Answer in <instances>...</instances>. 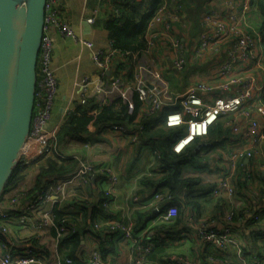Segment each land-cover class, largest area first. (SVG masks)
Here are the masks:
<instances>
[{
  "label": "crops",
  "instance_id": "obj_1",
  "mask_svg": "<svg viewBox=\"0 0 264 264\" xmlns=\"http://www.w3.org/2000/svg\"><path fill=\"white\" fill-rule=\"evenodd\" d=\"M114 2V0H62L61 6L75 35L91 42L95 49L105 50L110 42L105 23L112 13ZM224 2L225 0H202L206 8L218 10H223ZM254 4L255 0L252 2V12L246 20V28L259 32L262 25V14L257 7L255 10ZM202 7V5L198 7L194 0H185L184 19L173 29V33L191 44L190 46L197 44L200 32L198 19L202 13ZM89 20L92 21L89 22ZM260 20L261 24L258 28L257 24ZM181 27H183L182 30ZM51 38L53 43L52 67L57 80V93L51 117L46 124V131L49 132L54 129L58 130L78 103L87 105L86 100L92 99L93 105L100 109L121 96H123V101H130L131 96L135 94L132 89L138 78L157 85L162 100L167 104H171L187 86L212 78L210 75L212 61L210 64L207 61L194 64L190 56L186 55L185 69H196V71L191 73L187 82L182 83L180 87L172 85L173 82L170 83L164 76V71L169 72V64L166 62L165 65L159 64L158 67L151 56L152 54L158 55L161 51L163 53L160 45L134 61L115 58L108 70L100 72L92 64L91 50L81 43L56 34H52ZM259 49L262 53V68L256 69L252 62H247L240 65L236 73L254 78L257 86L264 88V49L261 46ZM164 53V58H166ZM152 73H155L156 78H153ZM123 74L126 75L122 78ZM85 77L89 79V84L86 92L82 93L78 84ZM116 77L121 80L118 91L111 88L112 80ZM165 110L157 119L163 120L162 113ZM239 119L242 120L241 117ZM259 121L261 125H264L262 118H259ZM83 138L85 139L82 141L67 138L56 143L62 161H55L52 158L56 169L49 176H65L77 166L78 160H86L98 166L106 164L112 166L119 177V184L112 191V198L104 201V211L109 214H106V218L99 222L126 223V219L130 218L136 225L137 215L149 212L147 209H142V206L152 190L144 188L141 178L151 173L150 168L154 164L153 143L143 138L132 146L127 136L108 131L106 126L102 128L90 126L89 132ZM209 143L211 145L196 157L195 161L198 163L193 166L195 168L191 176L196 181L192 187L181 189L182 191L172 196L171 201L176 203L175 206L179 209L177 220L175 219L176 221H172L171 225L166 226V231L157 229L159 223L153 212L145 225L134 231L135 234L140 235L150 231L151 237L158 241L155 251L150 256V259L155 262H162L170 256H179L192 264H254L252 262L253 253L258 254L260 260L264 261V190L260 188L264 182V144L256 147L252 142H246L245 148L255 147L258 152L249 160H244V164L252 168L254 172L252 179H254L248 183L243 168L237 162V168L229 179V183L235 189V195L228 199L225 193L222 197H214L211 192L218 178L230 175L227 167L223 172L220 171L222 164L218 157L219 151L233 148L236 140L231 134H227L220 137L218 142ZM48 159L49 157L42 158L36 153L22 158L19 161V165L22 166L19 176L22 179L20 178L13 189H4L0 199V210L9 213L10 220L7 221V236L0 233V257L4 254L5 244L8 248L23 249L27 239L33 235L32 222L39 221L41 213L52 210L51 204L44 206L37 210L30 217L29 224L24 226H19L15 217L23 201L35 190H39L45 179H49L47 178L49 176H43L39 182L37 181L39 170L48 169ZM144 170L147 171L145 175H143ZM107 188L106 182L95 177L88 185L73 187L69 191L68 198L60 204V208L73 214L74 218L83 224L86 210H89L90 214V209L102 201L101 191ZM251 191L255 193L249 195ZM81 202L85 203L86 208L81 206ZM166 208L167 206L164 207ZM231 209L240 215L231 222L230 227L239 243L241 253L238 254L237 249L233 247L223 251L201 244L196 236V228L205 225L209 229L221 230L226 226L221 216ZM56 240L50 233L49 227L40 235L37 251L41 256L45 255V260L66 257L65 250L56 245ZM69 248L71 252L72 248ZM94 249L100 252L106 264H128L132 257L130 242L125 240L119 232L105 236L84 233L75 250V262L81 264ZM214 259L217 261L215 262Z\"/></svg>",
  "mask_w": 264,
  "mask_h": 264
},
{
  "label": "built area",
  "instance_id": "obj_2",
  "mask_svg": "<svg viewBox=\"0 0 264 264\" xmlns=\"http://www.w3.org/2000/svg\"><path fill=\"white\" fill-rule=\"evenodd\" d=\"M124 1L133 2L134 0ZM181 1L162 0L148 25L147 52L160 45L163 53L165 52L166 58L164 59L166 64H169L168 68L175 71L183 70L186 55L189 54L194 64L212 61V73L210 74L212 78L187 86L171 104L162 100L157 85L142 78L136 79L132 92L136 93L144 103L145 113L143 115L157 117L164 109L171 108L164 114V126L167 128L185 127L183 134L171 146L172 152L176 154H180L196 140L194 152L200 154L202 148L211 145L207 139L209 129L219 120L224 121L223 126L230 130L236 143L227 151H219L218 157L222 164L220 171L223 172L227 167L230 175L218 178L211 194L214 197H222L225 193L230 199L235 195V189L229 183V179L237 168V162L243 168L246 180L253 177L252 168L245 165L244 160H249L258 152L255 147L245 148L246 142L250 141L256 147L264 144V125H261L259 121V118L264 120V105L260 102L263 87L257 86L254 78L236 73L238 67L247 62H252L256 69H261L263 66L262 53L259 49L260 46L262 47L261 34L255 29L246 28V20L252 12L254 0H225L223 10L205 8L198 21L200 29L198 41L190 53L186 41L173 33L174 27L184 19V8ZM61 3L62 0H45L43 34L36 65L32 122L19 160L33 153L42 158L52 156L60 159L56 145L57 130L46 131V124L51 117L57 93V80L52 67V34L81 43L91 50L92 64L100 72L108 70L115 58L125 59L127 57L114 50L111 42L105 50L95 49L91 42L77 37L65 17ZM88 84L87 77L80 80L78 86L82 93L86 92ZM120 85L121 80L116 77L112 80L111 88L118 91ZM122 97L118 98L122 99ZM129 111H132L131 104ZM240 117L242 120L239 119ZM107 129L127 136L133 144L139 142L138 134L136 132L132 134L125 126L113 124L108 125ZM96 176L105 178L108 184L105 195L110 200L112 191L119 184V177L112 166L108 164L98 166L86 160H78L77 166L70 173L59 179L54 177L48 183L45 181L34 194V198L19 210V214L15 216L16 221L20 226L29 224L31 211L40 210L48 204L63 203L73 187L88 185ZM171 200L172 197L166 192H156L151 199L145 202L142 209L153 210L157 223H170L178 215L177 207L170 205ZM163 204L167 205L166 209L162 207ZM234 216L233 209L221 216L226 223L221 230L209 229L205 225L197 227L196 236L199 242L223 251L233 247L237 249L238 254L241 253L239 243L230 227ZM9 220L10 215L0 210V233L4 236L8 233L7 221ZM126 221V223L117 221L101 223L95 225V228L103 229L104 235L119 232L125 240L130 242L132 257L128 264H192L179 256H170L162 262L151 260L150 256L156 249L157 240L151 237L150 231L142 235L134 234V222L130 218ZM31 225H33V234L39 239L43 230L52 225L48 212L41 213L39 221L32 222ZM60 231L62 232L63 229ZM3 249L5 251L0 257V264H77L69 257L45 260L36 249L31 247V244L27 243L21 250L8 248L6 244ZM214 261L217 260L214 259ZM252 262L264 264L256 253L252 254ZM81 264H106V262L100 252L94 249Z\"/></svg>",
  "mask_w": 264,
  "mask_h": 264
},
{
  "label": "trees",
  "instance_id": "obj_3",
  "mask_svg": "<svg viewBox=\"0 0 264 264\" xmlns=\"http://www.w3.org/2000/svg\"><path fill=\"white\" fill-rule=\"evenodd\" d=\"M114 1L112 13L108 16L105 23V29L108 33V38L111 42L112 48L127 55L125 59L134 61L143 54L148 53L146 42L148 25L160 7L162 0H134L133 2L124 0ZM181 2L184 6L185 0H182ZM256 5L257 9L262 14V25L259 32L262 38L261 44L264 49V2L262 0H256V4H254V6ZM202 14L203 12L201 15ZM125 75L126 74H123L122 78L125 77ZM92 102L93 100L91 99L86 100L87 105L78 103L67 115L63 124L56 131V143H60L67 138L82 141L85 139L83 137L89 132L90 126L101 128L102 126H106L108 128V125L113 124L125 126L132 134L134 132L138 134L139 142L143 138H146L153 143L152 149L154 151V164L150 168L151 175L141 178V184L144 188L152 190V193L147 196L148 199L156 192H166L172 197L179 193L181 189L183 190L192 187L196 179L185 176L184 170L187 169L186 167L188 165H192L193 167L196 157L199 156L198 153L194 152V143L196 141L189 147L185 148V150H183L180 154H176L171 150V146L174 141L183 134L180 130L182 127L167 128L164 126L162 120L157 119V117L143 115V113H145V107L143 106L144 103L140 100L136 93L131 96V100L128 102L118 98L108 106H103L100 109H97V106L93 105ZM260 102L264 105V88L262 95L260 96ZM130 104L132 105L131 112L129 111ZM223 122V120H219L215 126L209 129L207 136L209 142H218V139L223 135L231 134L230 130L223 126ZM139 127H141V130H139ZM52 158L53 157L50 156L48 161L46 160L48 162V169L43 168L39 170L40 172L37 176L38 182L43 176H49L55 172V161H60L61 159L53 158L55 160L54 161ZM21 170L22 166H19V168L12 173L5 186V190L9 188L13 189L20 178L22 179V177L19 176ZM54 177L59 179L61 176H49L47 177L49 180L45 179V181L48 183ZM97 177H99L102 182H106L104 177L96 176V178ZM252 180L253 179L251 177L247 181L249 183ZM260 188L262 191L264 190V182H262V186ZM37 192L38 190H35L32 194H30V196L19 206V210H21V208L28 201L32 200L35 196L34 194ZM101 192L102 201L98 202L92 209H90V214L89 210H86L83 224L74 218V215L70 212L63 211V209L60 208V204H51L52 210L48 212V215L52 221V225L49 226V230L50 233L58 240L59 248H63L65 250L66 257L74 259L75 250H77L80 244L82 234L89 233L93 236L101 234L102 236H105L103 234V229L95 228V225L101 224L99 221L106 218V214H109L104 211L103 207L104 201L109 200L105 195L106 190ZM175 204L176 203L173 201L170 203V205ZM81 206L86 208L84 202H81ZM166 206L167 205L164 204L162 205L163 208ZM19 210L16 214H19ZM36 212L37 211H31L29 216H33ZM233 212L235 214L233 218L234 220L240 215L235 210H233ZM152 215L153 210H149L146 214H138L136 225L134 224V231L138 228H142L145 225V222L149 220ZM175 219L177 220V218H174V220ZM170 223L162 222L158 224L156 228L166 231V226L171 225ZM61 229H63L62 232L60 231ZM27 240L30 241V243L27 244H31L33 249L38 250L37 244L39 239L36 238L34 234ZM69 247L72 248L71 252L69 251Z\"/></svg>",
  "mask_w": 264,
  "mask_h": 264
},
{
  "label": "water",
  "instance_id": "obj_4",
  "mask_svg": "<svg viewBox=\"0 0 264 264\" xmlns=\"http://www.w3.org/2000/svg\"><path fill=\"white\" fill-rule=\"evenodd\" d=\"M45 0H0V199L28 138Z\"/></svg>",
  "mask_w": 264,
  "mask_h": 264
},
{
  "label": "rangeland",
  "instance_id": "obj_5",
  "mask_svg": "<svg viewBox=\"0 0 264 264\" xmlns=\"http://www.w3.org/2000/svg\"><path fill=\"white\" fill-rule=\"evenodd\" d=\"M193 2V1H192ZM194 3H197V5H198V7H200L201 5L203 6L202 8H201V10H202V12H204L205 11V4H202V0H194ZM255 4H256V0H255ZM255 7H257V5L256 6H254V8ZM255 10H256V8H255ZM260 24H261V20H260V22H258V24H257V27L259 28L260 27ZM182 28L183 27H181V30H182ZM183 30H186V29H183ZM191 32V31H190ZM189 32V33H190ZM198 41V40H197ZM186 44H187V46H188V48H189V53L191 52V50H192V48H193V45L192 46H190L191 44H189L188 42H186ZM188 53V54H189ZM190 55V54H189ZM152 56V58H153V60H155V62H156V64H157V66L159 67V64L162 66V65H165V59H164V55H163V53H162V51H161V53H159L158 55H154V54H152L151 55ZM156 56V57H155ZM208 62V64H210L211 62L210 61H207ZM200 64V63H199ZM197 66H199V65H197ZM169 72H165L164 71V76H165V78L171 83V82H173V84L172 85H174V86H176V87H180L181 86V84L182 83H186L187 82V80H188V77H189V75L192 73H194L195 71H196V69H194V70H189L188 68H186L185 69V67L183 68V70L182 71H175L174 69H172V68H169V70H168ZM152 76H153V78H156L155 77V73H152L151 74ZM169 110H171V108H168V109H166L162 114H163V116H164V114L166 113V111H169ZM160 116V114L157 116V118ZM161 118H162V115H161ZM160 118V119H161ZM162 122H163V120H162ZM180 130L182 131L181 133H183L184 131H185V127H182V128H180ZM180 133V134H181ZM197 141V140H196ZM132 146H135V144H132ZM205 151V148H202L201 149V151H200V153L202 154L203 152ZM197 163H198V161H194V165H197ZM187 169H185L184 170V175L185 176H189V177H191V176H193V168H195V167H192V165L190 166V165H188L187 167H186ZM145 174H147V171L146 170H144L143 171V175H145ZM253 174H254V172H253ZM142 175V176H143ZM254 179V178H253ZM256 182V181H255ZM255 182H254V184H255ZM255 193V191H251L249 194H251V195H253ZM26 243H30V241H26ZM58 240H56V245H58ZM45 257V255H42V258H44Z\"/></svg>",
  "mask_w": 264,
  "mask_h": 264
}]
</instances>
